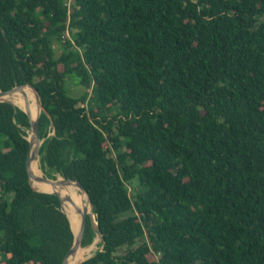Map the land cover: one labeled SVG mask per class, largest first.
<instances>
[{
  "label": "trees",
  "instance_id": "obj_1",
  "mask_svg": "<svg viewBox=\"0 0 264 264\" xmlns=\"http://www.w3.org/2000/svg\"><path fill=\"white\" fill-rule=\"evenodd\" d=\"M20 86L45 175L90 197L81 264H264V0H0ZM29 131L0 102V264H62L70 204L28 182Z\"/></svg>",
  "mask_w": 264,
  "mask_h": 264
},
{
  "label": "water",
  "instance_id": "obj_2",
  "mask_svg": "<svg viewBox=\"0 0 264 264\" xmlns=\"http://www.w3.org/2000/svg\"><path fill=\"white\" fill-rule=\"evenodd\" d=\"M25 87L30 88L35 94L36 103H37V106L39 107V113L36 115L37 117L35 119H32V117L30 115L31 113L29 112V103H28L27 97L23 91V88H25ZM25 87L20 86V87H15L9 91H0V102H9V103L13 104L10 100L11 95L15 94V92H21V94L23 95V98L25 101V107H24V109H21L20 107H18V108H20L25 113V115H27L29 122H30V131L29 132H30L31 138L27 137V140L29 142V151H28V155H27V159H26V171H27L28 178H29L28 182L36 181V182L51 186V188H52L51 192H42V193H48V194H53V195L57 196L60 200V203H61V211L64 214H65V212L63 210L62 204L63 203H69V204L73 205V200H72L71 196L61 195V191L63 190L64 187H67V186L76 187L79 191H81L86 196L87 203L91 207V213H88L87 211L78 210L76 205L73 206L74 209L77 212H79V214H80V216H79L80 217V223H79V226L77 227L76 233L72 230L73 236H74L73 243H72L71 248L68 250L69 252L67 253V255H66V257L62 263V264H68V262L70 260H72V258H74L75 254L77 253L76 250H78L80 247H82V240H83L84 231H85V227H86L88 219H90L91 222L93 223L94 228L97 231L99 238L101 240H102V238H101V234L99 232V229L96 226V222L94 223L92 220L93 212H92L90 197H89L87 191L84 189V187L80 183H78L76 180H73V179L62 178L61 180H57V179H49L47 177H39L33 173L32 162H34V160L36 158H39V150H40L39 148L41 147V144L43 142L41 140L40 134H39L38 118H39V114L41 112H44V109L42 107L39 94L35 90V88L32 86H25ZM13 105L16 106L15 104H13ZM33 145H35L34 148H33ZM37 192H40V191H37ZM84 261L85 260L81 261L79 264H81Z\"/></svg>",
  "mask_w": 264,
  "mask_h": 264
},
{
  "label": "bare ground",
  "instance_id": "obj_3",
  "mask_svg": "<svg viewBox=\"0 0 264 264\" xmlns=\"http://www.w3.org/2000/svg\"><path fill=\"white\" fill-rule=\"evenodd\" d=\"M23 91H24L25 94H30L28 96H31L32 97V95H31L30 92H28L27 90H23ZM17 93H20L21 94V92H15V94H17ZM12 103L17 106V104L19 102L18 103L16 102L17 104L15 102H12ZM38 113H39V107L37 106V110H36L35 114H33L31 116L32 119H35L37 117L36 115ZM34 147H35V145H33V148ZM40 159H41V157H40ZM40 159L39 158H36V160H34V162H32V170H33V173L35 175H37L39 177H43V172L40 169ZM31 182L41 192H51V190H52L51 186H49V185H45L43 183H39V182H36V181H31ZM74 190H77L76 187H73V186L64 187L63 190L61 191V195H68V196H71L72 197L73 205L70 204V211H69V215L67 217L69 218L71 229L76 233L77 227L79 226V223H80V217H79L80 214H79V212H77L74 209L73 206L76 205V207L78 208V210H80V211H87V212L89 211V206H86V208H85V205L83 204V197L86 199V196L82 192H81L82 193V196H80V194L73 193ZM74 211L77 213L76 216H74ZM89 250H90V247L89 248L88 247L87 248L86 247H80L78 250H76L77 253L75 254L74 258H72V260H70L68 262V264H79L81 261L84 260V257L89 252Z\"/></svg>",
  "mask_w": 264,
  "mask_h": 264
},
{
  "label": "rangeland",
  "instance_id": "obj_4",
  "mask_svg": "<svg viewBox=\"0 0 264 264\" xmlns=\"http://www.w3.org/2000/svg\"><path fill=\"white\" fill-rule=\"evenodd\" d=\"M66 37L67 38H69V35L68 34H66ZM53 48L55 49V51H56V53L57 54H59L60 53V49L59 48H57V46L56 45H54L53 46ZM73 81H75L74 79H67L66 81H65V87H66V89H67V91L69 92V94L70 95H72V96H74V97H79L82 93H83V89L81 88V87H79L78 85H76V83H74ZM23 90H27L28 92H30L31 93V95H32V97L31 96H28V95H30V94H25L26 95V97H27V101H28V103H29V112L31 113L30 115L32 116L33 114H35V112H36V110H37V103H36V99H35V94H34V92L30 89V88H27V87H25V88H23ZM10 99H11V102H19L18 104H17V107H20L21 109H24V107H25V101H24V98H23V95L22 94H20V93H17V94H13V95H11V97H10ZM20 105V106H19ZM52 135V134H51ZM28 137H30V132H28ZM31 138V137H30ZM39 159H40V157H39ZM36 160V159H35ZM40 169L42 170V172H43V177H47L46 175H45V173H44V171H43V169H42V167H41V163H40ZM58 177H61L60 175H55V179H57ZM136 184V182H132L131 184H130V186H129V188H130V193H131V195H133V193H134V188H135V185ZM77 189V188H76ZM78 190V189H77ZM78 192H79V194H80V196H82V193H81V191H79L78 190ZM83 204L85 205V208H86V206H89V204L87 203V200L83 197ZM88 213H91V207L89 206V211H88ZM76 212H75V216H76ZM75 218V217H74ZM92 220H93V222L95 223V219H94V217L92 216ZM90 247V250H89V252L86 254V256L84 257V260H86V259H88V258H90V257H92V255H94L95 253H96V250L98 251V250H101V239L99 238V236H96V238L94 239V241H93V243L90 245V246H88V248ZM87 248V247H86Z\"/></svg>",
  "mask_w": 264,
  "mask_h": 264
}]
</instances>
